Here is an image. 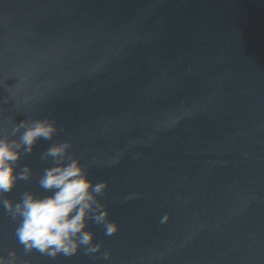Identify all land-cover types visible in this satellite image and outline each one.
I'll return each mask as SVG.
<instances>
[{
  "label": "water",
  "instance_id": "obj_1",
  "mask_svg": "<svg viewBox=\"0 0 264 264\" xmlns=\"http://www.w3.org/2000/svg\"><path fill=\"white\" fill-rule=\"evenodd\" d=\"M45 118L59 131L5 198L50 195L40 156L70 141L118 231L89 220L100 252L51 259L25 253L0 205V255L264 264V0H0V129Z\"/></svg>",
  "mask_w": 264,
  "mask_h": 264
},
{
  "label": "clouds",
  "instance_id": "obj_2",
  "mask_svg": "<svg viewBox=\"0 0 264 264\" xmlns=\"http://www.w3.org/2000/svg\"><path fill=\"white\" fill-rule=\"evenodd\" d=\"M58 131L56 121L46 118L23 119L13 124L10 132L0 129V205L13 221L18 218L15 236L25 253L34 249L55 259L58 255L74 256L83 248L86 255L96 254L101 245L93 242L95 234L88 230V221L103 225L106 236L115 234L118 225L107 220L108 211L98 199L107 181L94 183L89 179L80 160L69 152L70 141L52 143L40 156L41 160H52L38 181L50 195L25 191L15 203L5 198L18 181H28L32 176L28 165L17 171L21 156L30 154L39 140H52ZM168 220L165 213L160 222ZM101 256L108 260L111 253L104 251ZM0 264H17L15 251L8 252L7 257L0 255Z\"/></svg>",
  "mask_w": 264,
  "mask_h": 264
}]
</instances>
